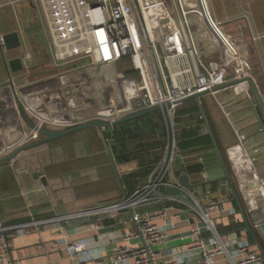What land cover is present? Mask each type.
<instances>
[{
    "label": "crops",
    "instance_id": "1",
    "mask_svg": "<svg viewBox=\"0 0 264 264\" xmlns=\"http://www.w3.org/2000/svg\"><path fill=\"white\" fill-rule=\"evenodd\" d=\"M186 1L189 22L194 18L197 44L209 68L228 80L232 76V62L242 63L264 101V0H219L218 8L214 0ZM214 22L221 23L219 29L214 28ZM226 22L227 33L223 30ZM40 31L46 44L40 41ZM11 33L18 35L21 45L17 49L5 50L1 47L2 38ZM14 59H20L23 68L13 73L8 62ZM118 72L125 74L126 86L139 83V77L127 64L68 73L54 68L49 38L34 1L0 0V159L42 139L38 136L35 141L23 142L33 130L30 124L35 126L39 120L80 126L98 116H114L129 110V105L121 100L120 85L115 78ZM93 78L100 79L91 84ZM10 81L17 90L16 94ZM252 99L247 86L242 84L205 95L199 103L189 100L177 104L169 109V113L181 147V173L178 177L188 176L190 184L196 186L195 195L210 190L212 197L222 202L218 222L233 226L232 230L226 231L220 225L222 235L234 234L252 250L259 251L257 242L264 251L263 238L253 233V240L245 230L226 182L207 183L204 170L197 175L183 171L188 165L200 164V157L213 150L211 141L203 134L201 106L225 158V151L235 147L239 136H243L241 148L252 162L257 176L264 178V132L251 106ZM159 113L165 125L164 114ZM115 127L102 131L97 127L78 131L22 151L11 161L0 163V228L73 216L122 202L102 135L127 196L146 183L151 174L145 179L130 177L143 170L145 160L139 156L129 161L119 159L121 141ZM42 129L67 130L45 125ZM126 142L131 157L144 155V152L133 150L138 145L137 139ZM165 152L166 143L161 161ZM227 166L231 171L228 161ZM226 197L229 202H223ZM164 207L158 203L138 211L154 212ZM175 212L168 211L170 222L177 221L173 218L176 213L180 220L189 218V221L165 231L167 240L161 251L164 260L173 256L174 249L178 252L189 242L187 237L195 227L187 211ZM158 224L162 226L164 223L158 221ZM28 229L25 234L7 240L12 264H72L64 245L78 240L96 241L94 247H105L103 254L108 256L109 237L134 230L135 226L122 212L111 218L97 217L88 224L76 222L72 225L68 222Z\"/></svg>",
    "mask_w": 264,
    "mask_h": 264
},
{
    "label": "built area",
    "instance_id": "2",
    "mask_svg": "<svg viewBox=\"0 0 264 264\" xmlns=\"http://www.w3.org/2000/svg\"><path fill=\"white\" fill-rule=\"evenodd\" d=\"M38 8L43 28L49 38L50 58L54 68L63 73L71 71L127 64L139 77V83L126 84V76L115 77L121 89V100L129 110L114 116H98L89 121L113 122L153 108H162L188 97L212 91L228 82L253 78L242 63L233 61L232 76L224 79L213 72L203 59L189 24L184 0H32ZM170 8V9H169ZM221 23L214 22L216 29ZM13 91L17 90L10 81ZM247 86V83H242ZM239 84V85H242ZM124 86V87H123ZM248 90V87H247ZM213 94V93H212ZM170 109V108H169ZM169 109L161 111L166 125V152L146 183L137 187L127 200L94 211L53 220L35 221L19 226L0 228V264H12L8 254V239L25 234L28 228L49 224L68 223L71 220L95 216L111 218L127 214L134 230L110 236L109 255L105 247H94L96 241L78 240L64 245L72 264H264V256L234 234L219 232L218 222L222 202L214 199L210 190L195 195L183 187L176 174L175 159L179 157L174 124ZM61 127L39 120L36 128ZM32 130L24 141L36 140ZM244 141L225 151L231 167L245 215L253 233L264 230V178H259L252 162L241 148ZM239 158H241L239 160ZM206 180V178H205ZM207 181V180H206ZM175 188L181 196H163L159 189ZM229 198L223 202H229ZM163 204L162 210L140 213V208ZM185 210L195 227L187 237L188 243L162 259L166 244V230L174 229L187 220H168V211ZM132 211V215H129ZM230 214H235L231 212ZM158 221H163L159 225ZM94 247V248H93Z\"/></svg>",
    "mask_w": 264,
    "mask_h": 264
},
{
    "label": "water",
    "instance_id": "3",
    "mask_svg": "<svg viewBox=\"0 0 264 264\" xmlns=\"http://www.w3.org/2000/svg\"><path fill=\"white\" fill-rule=\"evenodd\" d=\"M189 24H190V22H189ZM20 45H21V43H20L19 37L15 33L8 34L2 38L1 47H3L5 50L17 49L20 47ZM8 66H9L10 71L13 73L18 72V71L22 70V68H23L22 61L20 59H14V60L9 61ZM242 83H247L248 91L251 93V95L253 97V99L251 100V106L254 109V111H255V113H256V115H257V117L261 123L262 130L264 132V123H263L264 122V103H263L264 101L259 96V93L256 90V87H255L252 79L251 78H244V79L228 82L221 87L213 89L212 91H206V92L188 97V98H186L180 102L169 104V105L162 107V108H153V109H150V110H147L144 112H140V113H137V114H134L131 116H127L125 118H122V119H119V120H116L113 122H107L106 123V122H101V121H92V122H88V123L80 125V126L71 127L65 131H60V132L49 131V130H45L42 128H36L32 124H30L31 128H33V130L37 131L38 135L41 136L42 139L35 141L31 144H28V145L16 150L15 152H13L10 156H8L6 158L0 159V163L11 161L17 154H19L22 151L31 149V148L36 147L38 145H41V144H44V143L65 137V136H68V135L76 133L78 131H82V130H85V129H88L91 127H97L99 131H102L103 129L112 128V127L118 126L120 124L136 120L138 118L147 116V115L155 113V112L164 111L166 108L169 109V108H171L177 104H180V103H183V102H186L189 100H194L195 102L199 103L200 98H202L205 95L216 93L220 90L231 88V87L237 86V85L242 84ZM199 111L201 113V116H202V119L204 122V125L202 128L203 134L209 137L211 144H212V148H213V150L211 152L203 154L200 157V164L202 165V168L204 170L203 176H204V178H206L207 183H209V184L219 182V181L226 182V184L229 187V191L231 193V196L233 198V202H234V204H235V206L239 212V215L242 219V222L245 226V230L253 238V240H255L253 231L251 230L249 223L247 221V218H246V215H245V212H244V209H243L237 188L235 186V182L233 180L232 174H231L230 170L228 169L227 159L225 158L223 152H221V150L219 149V147L217 145L215 136L212 132V129H211L206 117H205L204 111H203L201 106H199ZM20 112H21L22 116L24 117L23 111L21 109H20ZM258 113L261 114V116L263 118V122H261V118H260ZM101 138H102V142H103V145L105 148V152L109 158L110 166L114 172L115 179H116V181L120 187V190H121L122 199H123L122 202H124L125 200H127V194L123 189L122 182L120 181L119 173L117 172V170L115 168V164L113 162V157H112L110 150L107 146L105 138L103 135L101 136ZM181 162H182V160L180 157H177L175 159V164H174L175 166L174 167L176 170L180 169ZM180 182H181L182 186L187 188L190 192H192L196 187L195 185L190 184L189 178L187 175L181 176ZM159 191L163 196L170 195V196H181L183 199L187 198L178 189H175V188H168V189L160 188ZM102 208H104V207H102ZM102 208H97V209H102ZM94 210H96V209L86 210L85 212H90V211H94ZM129 215L130 216L132 215V211H129ZM98 218L103 219V217H98ZM95 219H97V217L89 216V217H84L82 219L70 221V224L73 225L76 222L81 223V224H88V223L93 222ZM260 232H261L262 236L264 237V230H260ZM256 245H257L260 253L264 256V251L261 249V247L258 245L257 242H256Z\"/></svg>",
    "mask_w": 264,
    "mask_h": 264
},
{
    "label": "trees",
    "instance_id": "4",
    "mask_svg": "<svg viewBox=\"0 0 264 264\" xmlns=\"http://www.w3.org/2000/svg\"><path fill=\"white\" fill-rule=\"evenodd\" d=\"M115 128L118 130L117 132L121 141L118 150L119 159L122 161H129L131 158H137L139 156V159H142V161L145 160L143 163V170L135 174H131L130 177L140 179L147 178L154 168L160 163L162 152L166 143V128L163 124L161 114L159 112H155L136 120L120 124ZM128 139H137L138 145L134 147L133 150H138L139 153L144 152V155L131 157L132 154H128L126 148V140ZM206 139L210 140L208 136H206ZM176 140L180 153L181 147L178 142L177 135ZM183 171L188 174L197 175L202 173L203 168L201 164L188 165ZM179 173H181L179 170L176 171L177 175H179ZM106 224H108V222H106ZM225 228L226 231H230L232 230L233 226L231 224Z\"/></svg>",
    "mask_w": 264,
    "mask_h": 264
},
{
    "label": "rangeland",
    "instance_id": "5",
    "mask_svg": "<svg viewBox=\"0 0 264 264\" xmlns=\"http://www.w3.org/2000/svg\"><path fill=\"white\" fill-rule=\"evenodd\" d=\"M215 1V5H216V7L218 8L219 7V5H220V2H219V0H214ZM184 2H185V4L187 5V1L186 0H184ZM187 7V6H186ZM170 9V8H169ZM187 12H188V10H187ZM190 27H191V30H192V32H193V35H194V38L196 39V37H195V24H194V18H192V20H191V22H190ZM229 27H228V24H227V22H226V24H225V27H223V30L227 33L229 30ZM227 30V31H226ZM40 41L42 42V43H45L46 44V42H45V38H44V34L40 31ZM197 41V40H196ZM116 66V65H115ZM89 69H92V68H89ZM98 73V72H97ZM99 74V73H98ZM122 75H125L124 73L122 74V72H118V74H117V77H120V76H122ZM135 76H136V74H134ZM98 77V76H97ZM100 78H93L92 80H91V84H95V83H97L98 82V80H99ZM175 134H176V132H175Z\"/></svg>",
    "mask_w": 264,
    "mask_h": 264
},
{
    "label": "bare ground",
    "instance_id": "6",
    "mask_svg": "<svg viewBox=\"0 0 264 264\" xmlns=\"http://www.w3.org/2000/svg\"><path fill=\"white\" fill-rule=\"evenodd\" d=\"M241 158H239V160H240Z\"/></svg>",
    "mask_w": 264,
    "mask_h": 264
}]
</instances>
